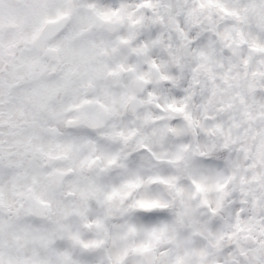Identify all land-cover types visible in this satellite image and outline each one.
I'll return each instance as SVG.
<instances>
[{"label":"clouds","instance_id":"clouds-1","mask_svg":"<svg viewBox=\"0 0 264 264\" xmlns=\"http://www.w3.org/2000/svg\"><path fill=\"white\" fill-rule=\"evenodd\" d=\"M0 264H264V0H0Z\"/></svg>","mask_w":264,"mask_h":264}]
</instances>
